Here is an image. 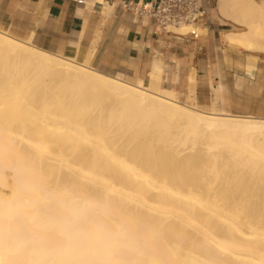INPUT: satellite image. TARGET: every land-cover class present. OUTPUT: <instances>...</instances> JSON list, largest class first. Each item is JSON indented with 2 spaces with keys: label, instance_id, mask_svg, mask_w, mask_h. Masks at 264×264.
Instances as JSON below:
<instances>
[{
  "label": "bare ground",
  "instance_id": "6f19581e",
  "mask_svg": "<svg viewBox=\"0 0 264 264\" xmlns=\"http://www.w3.org/2000/svg\"><path fill=\"white\" fill-rule=\"evenodd\" d=\"M217 2L244 26L223 41L264 53V0ZM187 102L0 29V264H224L250 249L216 234V216L241 228L209 178L264 177V119Z\"/></svg>",
  "mask_w": 264,
  "mask_h": 264
},
{
  "label": "crops",
  "instance_id": "0c3cea01",
  "mask_svg": "<svg viewBox=\"0 0 264 264\" xmlns=\"http://www.w3.org/2000/svg\"><path fill=\"white\" fill-rule=\"evenodd\" d=\"M122 1L0 0V29L106 74L174 91L204 110L264 119V53L223 41L235 26L217 0H203L209 13L198 23L200 38L157 35L152 18Z\"/></svg>",
  "mask_w": 264,
  "mask_h": 264
},
{
  "label": "rangeland",
  "instance_id": "374dc122",
  "mask_svg": "<svg viewBox=\"0 0 264 264\" xmlns=\"http://www.w3.org/2000/svg\"><path fill=\"white\" fill-rule=\"evenodd\" d=\"M235 28L244 29V26H237ZM171 29V33H175L174 29ZM197 32L199 33V36L197 38H200L203 35V29L200 25ZM187 37L194 36L190 34ZM179 100H181L182 102L188 101L182 100L180 98ZM187 103L193 104L191 101H188ZM11 173L12 171L10 169H6V177H9L8 179L6 178L7 180L12 179L11 177H13V174L11 175ZM256 180L250 178L249 171H247L246 169L243 172L239 173L238 176L232 175L229 178L225 177L219 180H216L214 176L210 174L209 181H211L210 184L211 187H213L211 191L216 196V198L214 199H216L217 203H221L222 200V213H225L224 215H226L227 213L224 209L226 208V205L224 204L225 201L234 198V203H232L230 208L231 211L235 212V214L230 215V219L231 221L236 222V224L239 223L238 226L241 228V230L238 231L235 224H232V222L230 223V221L226 220L227 216H216V234H218L219 237H222L224 240H235L246 244V246H250V249L235 248L238 253H231L230 251L224 252V264H259L257 263V261L259 260L255 261V259H253L251 255L254 257L256 256L255 258L258 259L259 257L257 255L262 256L264 254V235L262 237L261 234V232H263L262 230H264V204L261 205V195L264 193V177L261 180ZM10 192L11 187L0 185V196H9ZM220 193L223 194V196ZM216 194H218V196ZM219 194L222 196V198L221 196H219ZM217 208L221 207L218 206ZM251 212L253 213V218L257 220V224L260 228L255 227L251 229L249 226L242 222L243 218L248 216ZM243 232L252 233L243 234ZM213 245L210 247L215 249L214 252L212 251L213 253H215V251L218 249ZM252 248L256 249V251H254V254L251 253L253 251ZM248 250H250V252ZM255 252H257V254ZM260 252L262 255H260Z\"/></svg>",
  "mask_w": 264,
  "mask_h": 264
},
{
  "label": "built area",
  "instance_id": "2783aa9c",
  "mask_svg": "<svg viewBox=\"0 0 264 264\" xmlns=\"http://www.w3.org/2000/svg\"><path fill=\"white\" fill-rule=\"evenodd\" d=\"M122 6L130 12L152 18L157 35L170 33V27L181 24L199 27L198 23L203 21L209 13V8L203 0H156L153 3L123 0ZM191 35L198 37L199 33L192 31Z\"/></svg>",
  "mask_w": 264,
  "mask_h": 264
}]
</instances>
